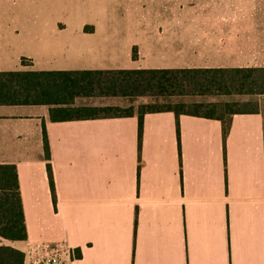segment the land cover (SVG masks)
<instances>
[{
	"label": "crops",
	"instance_id": "obj_1",
	"mask_svg": "<svg viewBox=\"0 0 264 264\" xmlns=\"http://www.w3.org/2000/svg\"><path fill=\"white\" fill-rule=\"evenodd\" d=\"M120 1L0 0V72L264 70V0ZM49 109L0 106L28 230L0 245L24 264H48V247L58 264H264L263 111L234 115L226 142L218 120L147 114L139 151L136 115Z\"/></svg>",
	"mask_w": 264,
	"mask_h": 264
},
{
	"label": "trees",
	"instance_id": "obj_2",
	"mask_svg": "<svg viewBox=\"0 0 264 264\" xmlns=\"http://www.w3.org/2000/svg\"><path fill=\"white\" fill-rule=\"evenodd\" d=\"M25 63V61H23ZM264 94V70L191 69L119 70L78 72H0V106H47L52 122L128 118L139 120V151L143 120L147 114L174 113L218 120L223 125L224 142L234 115L258 111L244 110L239 103L203 102L198 98ZM151 98L156 102L122 107L94 106L79 100ZM164 100L162 103L159 101ZM178 140L180 130L177 125ZM44 150L50 160V145L44 130ZM50 179L54 190L51 168ZM0 238L26 241L28 230L17 168L0 165ZM25 254L0 245V264H24Z\"/></svg>",
	"mask_w": 264,
	"mask_h": 264
},
{
	"label": "rangeland",
	"instance_id": "obj_3",
	"mask_svg": "<svg viewBox=\"0 0 264 264\" xmlns=\"http://www.w3.org/2000/svg\"><path fill=\"white\" fill-rule=\"evenodd\" d=\"M29 4L25 5L24 7H21V11L23 13H32L33 6L28 2ZM62 3L57 2L56 6H54V12L57 13L59 10L64 9L61 5ZM191 5L192 3L189 2ZM128 5L129 3L126 1H120L115 6L119 7L120 14H128ZM188 6V5H187ZM186 6V7H187ZM2 10H8L9 7H1ZM191 13V11H188ZM198 101L203 102H231V103H239L241 104V108L244 110H254L258 108L259 110L264 112V94H258V95H230V96H211L208 98H198L196 99ZM164 100L159 101V103H162ZM81 104H89L94 106H102V105H118L122 107H128V106H134L135 108H138L142 104H152L156 101L154 99L145 97V98H137V99H98V98H92V99H86V100H79Z\"/></svg>",
	"mask_w": 264,
	"mask_h": 264
},
{
	"label": "built area",
	"instance_id": "obj_4",
	"mask_svg": "<svg viewBox=\"0 0 264 264\" xmlns=\"http://www.w3.org/2000/svg\"><path fill=\"white\" fill-rule=\"evenodd\" d=\"M55 251V250H54ZM52 250H50V248L48 247L47 248V256L49 257V261L47 262L48 264H58V260L57 258L51 254ZM58 251L55 252V254L57 253Z\"/></svg>",
	"mask_w": 264,
	"mask_h": 264
}]
</instances>
